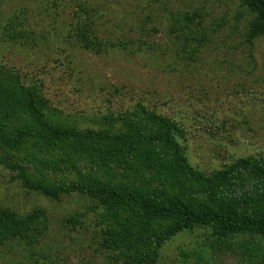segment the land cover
<instances>
[{
  "label": "rangeland",
  "instance_id": "obj_1",
  "mask_svg": "<svg viewBox=\"0 0 264 264\" xmlns=\"http://www.w3.org/2000/svg\"><path fill=\"white\" fill-rule=\"evenodd\" d=\"M256 18L239 0H0V86L8 96L0 99V125L7 133L31 132L34 117L11 97L30 88L45 102L50 123L81 133L158 140L163 130L138 108L170 120L188 165L206 178L239 160L264 168V34L248 39ZM12 21L29 33L32 45L4 37ZM77 22L91 24L92 38L108 48L97 54L76 44ZM67 144L47 148L26 138L16 150L0 149V209L19 217L40 210L47 219L34 246L10 243L0 264H113L115 256L100 247L88 198L73 194L53 201L29 193L19 171L10 170L15 167L57 187L82 179L124 187L131 176L132 185L164 203L174 197L193 207L215 203L205 184L148 170L147 159L165 157L159 143L141 141L125 163L109 159L116 175L111 182L104 180L97 153L107 152L108 145ZM171 165L162 169H177ZM248 175L226 189L234 199H248L254 213L264 209V179ZM73 217L81 227L65 224ZM212 241L209 228L183 232L163 245L156 264H258L238 250L241 243Z\"/></svg>",
  "mask_w": 264,
  "mask_h": 264
},
{
  "label": "trees",
  "instance_id": "obj_2",
  "mask_svg": "<svg viewBox=\"0 0 264 264\" xmlns=\"http://www.w3.org/2000/svg\"><path fill=\"white\" fill-rule=\"evenodd\" d=\"M239 1L257 14V23L251 26V32L248 35L249 40H254L264 34V0ZM17 26L16 22H10L4 29V37L15 44L32 45L33 39L29 37V33L19 31ZM74 29L73 40L76 44L82 45L84 49H94L97 54H100L105 48H108L107 45L97 43V38H92L91 24L77 22ZM5 95V91L0 86V99ZM11 97L18 102L23 114L34 117L31 123L32 130L31 132L7 133L0 125V149L16 150L23 145L26 138H34L47 148H55L53 146L55 144L68 146L67 142L78 146V148H83V142L88 145L105 143L110 147L107 149L108 151L97 153H100L103 158V161L100 162L106 170L104 180L111 182L116 179V175L110 171L115 166L108 165L109 159H112V162L123 161L125 163V156L133 151L134 147L138 149L141 141L151 140V142L164 146L165 157L161 162H152L147 159V163H150L151 169H148L150 172H155L157 175L168 172L175 177L181 174L197 183L207 185V195L215 203L213 205L202 203L193 207L180 197H174L166 203L158 201L154 198L153 193L132 185L133 177L131 176L127 178L131 182L124 184V187L114 186L112 183L108 184L103 181L87 182L84 179L79 182L76 180L67 182L64 186L57 187L49 184L50 180L47 179L33 181L26 174L28 171L26 169L20 167L10 169L19 171L18 178L21 186L29 193H36L53 201L73 194L88 198L94 206L91 208V212L95 215V226L100 232V247L104 252L115 255L112 256L113 264H156L158 252L166 242L183 232L208 228L213 231L214 241L212 243L215 245L227 244L229 246L234 242H239L241 243L238 246L239 251L258 264H264V209L258 208L252 213V203L248 199H234L230 191L226 189L232 180L242 179L248 174L264 179V168L258 164L250 160H239L228 171L206 178L188 165L187 159L176 141L175 125L170 120L158 117L140 109V107L138 113H141L151 124L163 130L158 140L143 139L139 135L134 137L125 134L111 136L101 132L81 133L56 125V123H50V120H47L44 115V111L47 110L46 104L35 89H25L22 94L13 91ZM10 103H14V101ZM0 105L2 106V102ZM38 130L42 132L37 134ZM92 148L93 146L90 145L89 149ZM86 151H88L87 148ZM171 162L177 169H162L172 168ZM3 164L6 166L7 162L4 161ZM127 175H122V178H126ZM218 191L221 195H227L228 198L219 197ZM258 200L260 204V198ZM79 219V217L69 218L65 224L71 225L73 228L77 225L81 227ZM46 222V215L40 210H33L29 214L19 217L13 212L0 209V254L10 243L15 241L34 246L45 233ZM165 225L168 226L164 227Z\"/></svg>",
  "mask_w": 264,
  "mask_h": 264
}]
</instances>
